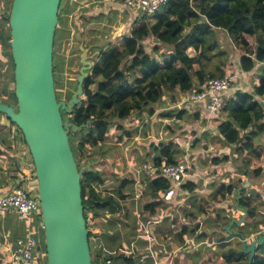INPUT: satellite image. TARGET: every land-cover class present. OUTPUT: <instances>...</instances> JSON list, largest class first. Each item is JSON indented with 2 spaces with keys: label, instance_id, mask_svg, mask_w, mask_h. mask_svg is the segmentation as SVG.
Wrapping results in <instances>:
<instances>
[{
  "label": "trees",
  "instance_id": "1",
  "mask_svg": "<svg viewBox=\"0 0 264 264\" xmlns=\"http://www.w3.org/2000/svg\"><path fill=\"white\" fill-rule=\"evenodd\" d=\"M66 3L67 0H62L60 5L54 41L55 84H58L56 73L58 70L63 71L61 69L64 66L63 59L57 54L62 39L60 27L65 28V15L72 11L66 7ZM10 11L11 6L1 14L0 48L4 57L13 63V68L7 60L4 62L0 59V65L6 70L3 90L7 96L0 100L11 104L17 100L15 88L11 90L8 85L11 77L15 81L10 43ZM97 19V16L84 17L80 26L74 28L80 35H75L77 43L89 47L93 54V67L83 83L82 102L72 113L66 110L61 112L64 121L78 126L89 122L88 126H82L78 131L71 129L69 139L78 168L84 169L81 176L82 198L93 262L134 264L133 258L119 253V248L112 247L117 232L112 234L110 231L115 223L114 218L110 217L122 210L123 201L130 192H134L136 180L120 178L116 183L112 182L113 188L110 189L108 177L99 165L119 151L120 143L138 133L137 128L127 130L121 121L131 118L134 112L147 111L152 116L155 113L154 105L162 101L166 94L170 101H175L177 92L191 93L196 88L195 91H199L211 78L226 75L230 56L228 50L223 49L219 32L215 29L228 32L234 46L242 53L240 65L243 71H252L260 63L263 73L254 92H238L235 99H230L219 110L225 117L218 126L222 144L234 149L235 156L230 159L227 154L212 160L217 165L230 160L235 163L239 174L237 186L246 178L248 181L251 178L255 186L264 180V165L258 162L262 154L257 144L259 137L264 136V104L256 99V96L264 97V0H169L166 7L152 18L144 14L142 23L134 26L131 34L124 36L119 45L106 42V38L99 36L100 25L90 24L98 22ZM149 38L154 43L151 52L147 51L145 45ZM190 47L196 52L193 56L188 53ZM77 49L81 51L79 47ZM71 53L77 52L73 49ZM77 84L78 81L74 90ZM62 95L58 90L59 100L63 99ZM71 95L69 93V97ZM185 113V109L176 107L166 111L167 118L173 119H182ZM198 118L199 114L195 119ZM2 129L0 120V133ZM108 135L115 137L116 143L108 142ZM175 146L169 142L157 148L154 165L159 167L162 164L161 156L166 157V163H182L177 160V154L172 152ZM89 164H92L91 168H87ZM141 184L145 187L142 194L148 197H156L160 189L167 191L170 188V183L162 177L153 179L141 176ZM191 185H188L190 190L194 189ZM220 185L219 190L222 191L211 197L217 201L225 199L227 193L235 187L234 184ZM261 198L262 194L254 187L243 188L239 201L246 208L248 218H251L245 223L246 226L264 221V207L259 208L264 205ZM153 205L148 204L146 208ZM256 212L260 215L257 218ZM108 214L111 216L108 217ZM126 215L129 214L126 212ZM37 219L36 222H42L41 217ZM96 219L103 221L101 227L104 230L101 233L90 230L91 226L96 225L93 222ZM104 221L109 224L105 225ZM246 257L247 254L236 247L230 248L225 254L228 263H238ZM252 264H264V246L258 249Z\"/></svg>",
  "mask_w": 264,
  "mask_h": 264
},
{
  "label": "crops",
  "instance_id": "2",
  "mask_svg": "<svg viewBox=\"0 0 264 264\" xmlns=\"http://www.w3.org/2000/svg\"><path fill=\"white\" fill-rule=\"evenodd\" d=\"M9 2L11 0H0V20L3 19L1 14L4 9L8 8ZM66 7L72 10L69 14L73 26L71 51L77 50L78 47L75 35L80 36L74 28L76 25L80 26V21L84 17L97 16L98 22L90 23L96 26L104 23L110 24L113 19L117 21L125 19V26L128 25L130 28L126 33H123L119 41L114 43L119 45L124 36L131 34L134 26L142 23L145 14L142 9L134 10L124 3L109 0H67ZM115 10H120L127 16L124 18L120 11ZM215 30L228 35L231 40L226 30ZM80 45L79 49H82L83 44ZM152 46L146 47L148 52H151ZM188 53L193 56L196 52L190 47ZM260 66V63H257L256 67L248 72L241 68V72H237L238 74L229 72L227 67L226 74H231L234 81L231 89L225 93L224 106L230 99H235L240 91L254 92L263 73ZM189 94L190 92H177L175 101H170L166 94L162 101L154 105L155 113L152 116L148 115L147 111L132 114L134 119L143 117L144 122L141 125L149 130L148 135L151 137L150 147L147 150L135 151V157L142 159L140 162L154 164L153 159L158 153L157 148L173 142L176 146L172 152L177 154V160L188 162L191 169L189 176L176 189V193L171 199L165 197L166 191L163 189L159 190V195L156 197L143 195L142 191L145 187L141 184V176L140 178H137L136 175L133 176V179L136 180L134 192L129 193L127 199L123 201L122 210L115 214L116 216L107 215L114 218L115 221L110 227L111 233L117 232L112 247L119 248V253L133 258L134 264H156L157 262L160 264H246L248 254L246 259L238 263H228L225 254L233 247L242 249V240L239 234H245L248 242L263 234L264 221L254 224L256 227L246 226L245 223L251 219L247 215L246 221L240 225L232 226L234 234H229L225 226H228L231 220H240L243 216V212L238 207H245L240 204L239 200L242 197H239L238 189L242 188L241 195L243 188L250 189L252 187L263 194L264 180L260 181V186L259 184L255 186L251 178L249 181L246 178L237 186L239 174L236 172L234 162L230 160L219 165L213 163V158L227 154L230 155V159L235 156L232 148L216 145V140L222 142L218 126L225 117L219 111L217 113L209 112L202 104L189 103L187 100ZM256 99L264 104L263 96H256ZM170 105L186 110L182 119L167 118L166 111ZM198 114L199 118L195 119ZM158 119L160 122L155 123ZM0 120L3 127L0 133V194H4L17 186H30L28 185L29 179L26 181V174L22 170L30 171L33 163L27 158L29 151H26L23 146L25 139L21 130L3 114L0 115ZM212 124H216L215 128H208ZM174 129H178L179 133H174ZM183 137L187 138L183 140ZM257 144L262 154L258 162L264 165V136L259 137ZM119 152L120 148L116 153ZM161 158L162 162H166L165 156H161ZM159 175L160 172L157 171V174L152 178L160 177ZM191 183V186H194L192 190L188 188ZM223 183L226 186L234 184L235 191L234 189L232 192L229 191L227 197L221 201L211 198L213 194L222 191L219 188ZM136 186L139 189H136ZM143 196L148 199H144ZM152 203H154L153 207L146 208V205ZM262 206L259 208H263ZM126 212L129 215H126ZM258 216H260L259 212H256L255 218ZM35 220H38L36 216L25 217L19 214H10L3 217L0 215V264H8L9 253L15 246L17 238L28 236L38 228L40 223ZM104 222L105 225L109 224ZM101 224L103 225V221L98 219L92 231L103 232ZM233 236L235 238H232Z\"/></svg>",
  "mask_w": 264,
  "mask_h": 264
},
{
  "label": "water",
  "instance_id": "3",
  "mask_svg": "<svg viewBox=\"0 0 264 264\" xmlns=\"http://www.w3.org/2000/svg\"><path fill=\"white\" fill-rule=\"evenodd\" d=\"M62 0H12L10 11L11 53L15 64L16 104L0 100L5 115L21 130L35 169L36 193L41 204L47 264H95L84 214L81 176L70 144L69 131L81 126L64 121L62 110L72 113L82 102L83 83L93 67L83 50L77 88L69 101L59 100L54 76V41ZM24 163H26L24 161ZM30 167V166H27ZM89 164L87 168H91ZM241 189H238L241 198ZM231 220L225 229L243 223L248 215ZM242 251L252 264L264 233L248 242L239 234Z\"/></svg>",
  "mask_w": 264,
  "mask_h": 264
},
{
  "label": "rangeland",
  "instance_id": "4",
  "mask_svg": "<svg viewBox=\"0 0 264 264\" xmlns=\"http://www.w3.org/2000/svg\"><path fill=\"white\" fill-rule=\"evenodd\" d=\"M11 4H12V0H11V2H9L8 8H10ZM115 11H120V10H115ZM121 14L123 15L124 18L127 16L123 12H121ZM65 21H66L65 28L60 27L61 34H62L63 38L59 41V49L57 50V54L59 55V57H61L63 59L64 66H63V69H61L63 71L58 70L56 73V76L58 77V79H57L58 84H55V86H56V91L59 90L60 92H62V94H63L62 100L69 101V99L72 96L71 95L69 97V93L73 94V92L75 91L74 88L76 85L77 77L80 74V70L82 68L83 50L84 49L87 50V59L89 61H91L92 63H93V61H92L93 54H91V50L89 49V47L85 48L84 46L81 47L82 49H80L81 50L80 52H78V49H77L76 54L71 53V46L73 44V42H72V37H73L72 27L73 26H72L71 16L65 15ZM124 26H125V19H120V21L113 19V21L110 24L104 23V24L100 25L99 36L106 38L105 39L106 42H110V43L114 44L116 41H119L121 39V36H123V33H126L127 29L130 28V26H128V25H126L125 27ZM219 37L221 39V44L223 46V49L228 50L229 56H230V60L226 66V70L228 67V69L230 70L229 72H231L233 74L240 73L241 72L240 58H241L242 53L234 46L232 40H230L228 35H226L222 32H219ZM152 44H153L152 39H148L146 41V47L147 48L151 47ZM79 46H81V45L78 44V47ZM9 50H10V48H8V51ZM191 52H193V51H191ZM96 58H98V57H96ZM0 59L3 60L4 62H5V60L8 61V58L4 57L1 48H0ZM232 60H233V62H232ZM8 63L10 64V67L13 68V63L9 62V61H8ZM5 71L6 70H5L4 66L0 65V98H4V99L7 98V96L5 95V92H3L4 91L3 87L5 84V80H4L3 75H4ZM8 85L10 86V89L12 90L13 88H15V81L13 79L10 80ZM251 86H252V84H251ZM12 102L13 103H11V104H13V105L16 104L15 100H13ZM170 108H174V107H171V105H170ZM121 122L122 123L124 122L123 124L125 125V128L127 130H135V128H137L139 134L138 133L135 134L130 139L129 138L125 139L122 143H120L118 145L120 147V152L116 153V155L114 157H112L106 161H102V163L99 165V168L108 177L107 183H110L109 184L110 189L113 188L112 182L116 183L117 180H119L120 178H123V177L131 179V178H133V176H135V173L133 175V172L141 167V165L138 166L137 164L140 163V161L142 160V159L135 157V151L141 150V149L147 150V148L150 147V142H151V137H149V135H148L149 130L148 129L146 130L145 127H143L141 125V123L144 122L143 117L137 118V120H135V121H134V117H131V118L125 119L124 121H121ZM159 122H160V119H158L155 123H159ZM215 126H216V124H212V126L211 127L208 126V128H215ZM189 128H191V127H189ZM198 128H200V127H198ZM174 133H179V130L174 129ZM114 134H118V132H115ZM137 135H138V137H137ZM186 138L187 137H183L182 139L184 140ZM116 140L117 139L115 137L108 135V142L116 143ZM219 144L221 146H223V144L220 140H216V145L219 146ZM18 146H19V143H18ZM23 146L26 148V151H27V147H26L24 140H23ZM258 147H259V145H258ZM143 153H144V151H143ZM27 158L30 162L33 163L32 157H31L29 152H27ZM22 172H24L26 174V177H27L26 181L29 179L28 185H30L33 188V190H36L38 182H37V179L34 177V175H35L34 169L31 167L30 171L22 170ZM260 184H259V186H260ZM263 187H264V185H263ZM136 189H139L138 186H136ZM262 190H263V194L261 192V194H262L261 200H263L264 188H262ZM146 198L148 199V197H144V199H146ZM262 207H264V205ZM97 220H95L93 222H96ZM245 221H246V219H245ZM253 226L256 227V225H254V224H253ZM93 229H94V227L91 226L90 230H93ZM234 233H232V234H234ZM232 238H235V236H233Z\"/></svg>",
  "mask_w": 264,
  "mask_h": 264
},
{
  "label": "built area",
  "instance_id": "5",
  "mask_svg": "<svg viewBox=\"0 0 264 264\" xmlns=\"http://www.w3.org/2000/svg\"><path fill=\"white\" fill-rule=\"evenodd\" d=\"M121 2L134 10L142 9L148 17H153L163 10L169 0H109ZM234 77L226 74L221 78H211L199 91L189 94L187 100L192 104H202L209 112L217 113L225 103V93L233 86ZM191 165L188 162L178 164L162 162L156 167L150 162H145L135 171L137 178L140 176L153 177L160 172V177L170 183V188L165 197L171 199L176 189L189 176ZM10 214H19L25 217H41V204L38 195L31 186L17 187L10 192L0 194V215L7 217ZM44 226L41 222L38 228L28 236L16 239L15 246L9 253L8 264H47L46 249L44 245ZM156 264H160L157 262Z\"/></svg>",
  "mask_w": 264,
  "mask_h": 264
},
{
  "label": "clouds",
  "instance_id": "6",
  "mask_svg": "<svg viewBox=\"0 0 264 264\" xmlns=\"http://www.w3.org/2000/svg\"><path fill=\"white\" fill-rule=\"evenodd\" d=\"M35 191V190H34ZM41 216H42V214H41ZM42 219V218H41ZM43 223V222H42ZM44 232V231H43Z\"/></svg>",
  "mask_w": 264,
  "mask_h": 264
}]
</instances>
